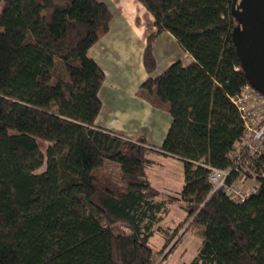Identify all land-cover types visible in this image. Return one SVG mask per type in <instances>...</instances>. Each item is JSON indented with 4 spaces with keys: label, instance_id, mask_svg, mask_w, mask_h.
I'll list each match as a JSON object with an SVG mask.
<instances>
[{
    "label": "trees",
    "instance_id": "16d2710c",
    "mask_svg": "<svg viewBox=\"0 0 264 264\" xmlns=\"http://www.w3.org/2000/svg\"><path fill=\"white\" fill-rule=\"evenodd\" d=\"M138 1L155 27L146 72L155 69L152 42L161 31L193 58L138 89L171 117L158 150L182 160L181 190L158 198L144 139L95 124L104 72L88 49L108 30L107 5L0 0V264H161L149 245L155 230L168 252L184 232L200 235L188 264H264V154L228 176L257 183L243 201L208 180V166L229 167L244 139L230 99L247 83L231 39V0ZM38 140L51 142L45 155ZM106 161L118 166L116 176L102 170ZM174 201L187 214L163 229ZM120 223L127 232L113 228Z\"/></svg>",
    "mask_w": 264,
    "mask_h": 264
},
{
    "label": "crops",
    "instance_id": "0c3cea01",
    "mask_svg": "<svg viewBox=\"0 0 264 264\" xmlns=\"http://www.w3.org/2000/svg\"><path fill=\"white\" fill-rule=\"evenodd\" d=\"M99 1L107 5L112 13V18L108 31L88 49L89 57L104 72V80L99 88L101 109L95 118V124L119 133L130 140L143 138L150 148L148 153L150 163L146 168L150 184L160 193L163 192V195L177 194V191L169 193L168 191L171 189H167V187H163L165 189L162 191L151 181L152 178L159 182V186H166L164 178H161L160 172L153 169V166L162 164L161 157L178 158L158 150L170 125L171 117L167 111L153 106L142 98L138 94V89L145 79L159 75L174 61L180 60L183 64H188L193 58L180 47L171 33L161 31L152 42L155 69L152 73H147L142 60L146 36L155 28L153 17L149 16L152 20L149 30L147 28L145 32H142L137 29V23L132 20V16H134L132 13L137 10L139 5L136 0H126L125 14L119 10L114 0ZM115 25L123 28L124 34L113 32ZM158 58H161V64H163L159 68H157ZM168 177L172 178L171 174ZM183 182L182 172V185Z\"/></svg>",
    "mask_w": 264,
    "mask_h": 264
},
{
    "label": "rangeland",
    "instance_id": "374dc122",
    "mask_svg": "<svg viewBox=\"0 0 264 264\" xmlns=\"http://www.w3.org/2000/svg\"><path fill=\"white\" fill-rule=\"evenodd\" d=\"M114 2L118 5L119 10L123 14H125L127 10L126 0H120V2L119 0H114ZM136 2L139 5L137 10H135L132 13L134 14V16H132V20L137 23L138 30L145 32L146 29L148 28L149 30L151 26L152 20L149 17L151 14L149 13V11L145 9V7H143V5L138 0H136ZM128 4L130 5V2H128ZM113 32H119L124 34L125 30L115 25V31L113 30ZM149 34H151V32ZM149 34L146 36V40ZM157 63H158L157 68L163 65L161 64L162 63L161 58H158ZM38 143L42 153L45 155L46 148L51 144V142L38 140ZM160 159L162 164L161 165L157 164L153 166V169L158 170L160 172L161 178L162 179L164 178L163 180L165 181L166 186H162V185L159 186L160 185L159 182L158 181L156 182L152 178L151 181H153V183H155V186L159 187L160 190L165 189L163 187H167V189H171L170 191H168L169 193H176V191L178 193V191H180V189L182 188L181 187L182 172H183L182 160L174 157H170V158L161 157ZM43 170H44V164L41 167L37 168L34 172L40 173ZM102 170L108 175L116 176L118 172V166L115 163L106 161L102 166ZM170 174L172 178L168 177V175ZM252 183H256V182L252 178L247 179L246 184H252ZM162 193L163 192L160 193L161 196H159L158 198H162L164 197V195H166V194L163 195ZM172 195H177V194H172ZM186 214H187L186 210L181 207V201L179 202L174 201L169 205V209L167 213H164L160 224L163 229L167 227L174 229L177 227L178 223L185 218ZM116 227L122 232H127V228L125 227V225L121 223L113 226V228ZM181 231L182 229L179 230V232ZM163 243L164 240L162 234L159 231L155 230V232L149 239V245L152 247L153 252L155 253L154 255L157 257V262L159 261V263L161 264H180V263L188 264L198 250V247L201 243V237L196 232L188 230L183 233L180 242L171 252L170 251L168 252V246L165 247Z\"/></svg>",
    "mask_w": 264,
    "mask_h": 264
},
{
    "label": "built area",
    "instance_id": "2783aa9c",
    "mask_svg": "<svg viewBox=\"0 0 264 264\" xmlns=\"http://www.w3.org/2000/svg\"><path fill=\"white\" fill-rule=\"evenodd\" d=\"M244 124V139L234 144L231 164L227 168L208 166V180L213 190L223 188L224 193L237 201H243L257 190V183L246 184V175L227 182L232 171L247 168L252 158L264 154V96L245 83L240 91L230 97Z\"/></svg>",
    "mask_w": 264,
    "mask_h": 264
},
{
    "label": "water",
    "instance_id": "95a60500",
    "mask_svg": "<svg viewBox=\"0 0 264 264\" xmlns=\"http://www.w3.org/2000/svg\"><path fill=\"white\" fill-rule=\"evenodd\" d=\"M234 2L235 0H232V12L240 20L243 27V29L239 30V27L236 26L231 33L235 53L239 59L245 78L264 96V22L259 23L251 19L248 25L242 16L234 11ZM255 12L259 13V8ZM261 13L263 15V10H261ZM248 43H250L249 51L257 52V62H253V57H245L243 55V51Z\"/></svg>",
    "mask_w": 264,
    "mask_h": 264
},
{
    "label": "flooded vegetation",
    "instance_id": "af4514ba",
    "mask_svg": "<svg viewBox=\"0 0 264 264\" xmlns=\"http://www.w3.org/2000/svg\"><path fill=\"white\" fill-rule=\"evenodd\" d=\"M231 5H232V0H231ZM231 7V6H230ZM234 11L237 12L239 15L242 16L244 19L245 23L248 25L250 24L251 19L255 20L257 22H264L263 15H264V0H235L234 5H233ZM259 8V13L255 12V10ZM231 9V8H230ZM261 10H263V15H261ZM231 11V15L234 19V26L232 28V31L234 27L238 26L239 30L243 29L242 23L240 20L234 15V13ZM232 33V32H231ZM232 39V37H231ZM233 44V41H232ZM234 46V44H233ZM250 43L247 44L246 48L243 51V55L245 57H253V62H257V52L254 51H249ZM235 49V47H234ZM247 83L250 85V87L257 91L259 94L262 95V93L253 85L250 83L248 79H246Z\"/></svg>",
    "mask_w": 264,
    "mask_h": 264
}]
</instances>
